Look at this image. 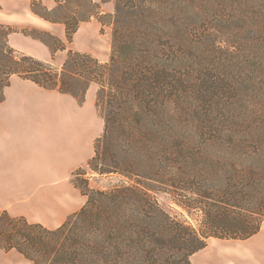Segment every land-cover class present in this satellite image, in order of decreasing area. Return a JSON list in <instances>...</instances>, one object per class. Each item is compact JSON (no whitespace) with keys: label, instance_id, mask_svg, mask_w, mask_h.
I'll return each instance as SVG.
<instances>
[{"label":"rangeland","instance_id":"obj_1","mask_svg":"<svg viewBox=\"0 0 264 264\" xmlns=\"http://www.w3.org/2000/svg\"><path fill=\"white\" fill-rule=\"evenodd\" d=\"M11 1L0 0V17L3 16V7ZM41 2L47 6L43 0ZM93 2L94 6L86 5L78 12V0H67L53 13L54 17L62 18L69 12H77L78 29L92 21L88 29L80 30L77 35L78 30L75 32L72 42H68L66 36L62 39L67 49L58 50L55 54L56 66L62 65L69 48L91 53L103 62L110 60L113 26L110 23L103 26L99 14L113 13L115 0ZM158 2L161 13L155 19V32L161 36L163 69L169 83L163 90L149 88L146 98L139 90L119 91L115 98L106 97L98 105L99 85H91L90 92L96 93L97 111L103 120L102 131L96 137H102L98 162L113 172L100 174L92 170L87 162L81 166L85 174L78 179L84 186L87 181L94 191L114 193L124 186L144 184L150 188L151 202L157 201L171 218L200 230L204 224V213L198 208L189 212L180 202L195 206L202 198L200 193L207 195L211 188L223 187L233 168L253 164L254 159L247 156L255 153L258 147L252 141H247L245 148L221 144L219 130L238 131L248 136L249 140H256L264 133V0ZM51 5L47 7H57V0H52ZM36 7L43 11L39 4ZM91 12L95 14L91 15ZM72 21L75 24V20ZM5 25L11 26L13 32H35L49 40L48 34L54 35L51 30L36 26L18 29L19 26ZM62 26L66 27L64 23ZM38 44L43 47L38 49L43 51L39 54L14 48L49 60V50L44 49L40 41ZM109 114L112 117L105 136ZM216 158L221 160L219 164L215 162ZM81 194L86 203L88 197ZM123 196H113V201L120 221L128 220L131 224V233L126 232L131 234V240H119L120 246L130 248V263L183 264L179 247L166 239L163 219L151 210L142 215L144 221H151L154 217L152 225L156 228V235L152 242L153 257L146 251H136L139 240L134 224L140 214L131 202V195L127 200ZM134 198L136 202H141L139 197ZM150 236L148 234L145 240L146 249L152 244ZM241 240L244 239L209 237L207 246L189 259L192 264H208L213 258L223 262L230 258L233 261L242 246ZM22 264L29 263L24 261Z\"/></svg>","mask_w":264,"mask_h":264},{"label":"trees","instance_id":"obj_2","mask_svg":"<svg viewBox=\"0 0 264 264\" xmlns=\"http://www.w3.org/2000/svg\"><path fill=\"white\" fill-rule=\"evenodd\" d=\"M57 2L58 6L50 9L41 0H32V10L47 21L64 23L67 41L72 42L78 30L77 12H69L62 18L54 17L53 13L67 0ZM78 2V12L86 5L94 6L93 0ZM158 3V0H115L113 13L97 12L103 26L107 23L113 26L112 53L107 62L91 53L68 49L62 65L56 66V52L67 49L64 41L52 34H48L51 38L49 40L35 32L26 33L51 47L53 60L47 61L19 52L11 46L9 35L14 29L0 22V102L5 98V88L11 84L15 75L45 89L71 94L79 102L85 101L87 91L96 83L99 85L97 105L106 97L115 98L119 91L128 93L139 90L146 98L149 88L165 89L169 79L163 69L164 48L154 24L161 13ZM38 4L43 11L37 9ZM94 14L91 12V15ZM72 20H75V24ZM111 117V114L107 116L105 136ZM220 134L218 140L221 144L245 148L247 141H252L258 147L255 153L247 156L254 159L253 164L233 168L223 187L211 188L207 195L200 193L202 198L197 200L195 206L181 200L180 204L189 212L192 208H198L204 213V224L200 230L171 218L157 201L151 202L150 188L146 185L124 186L117 193L94 191L87 181L85 186L79 181L78 177L85 174L84 169L79 167L73 174V182L88 197L85 205L57 228H49L25 216H13L7 209L0 207V249L7 252L16 250L33 264H131L130 248H123L119 242L123 238H126L125 241L131 240V234L126 233H131V224L128 220L120 221L117 210H114L113 196L123 194L126 200L131 195V202L137 206L140 214L134 224L138 229L139 240L136 251H146L150 257L154 254L152 242L156 235V228L152 225L154 217L151 221H144L142 215L149 210L163 219L166 239L179 247L183 264H192L189 257L204 249L209 237L247 239L253 236L264 222V133L260 138L257 136L256 140H249L248 136L238 131L219 130ZM101 141L102 137L96 139L95 155L89 159L88 165L95 172L105 174L113 170L100 166L98 162ZM220 161L219 158L215 159L217 164ZM134 197H139L141 202H136ZM148 234L151 235L149 239L152 244L146 249Z\"/></svg>","mask_w":264,"mask_h":264},{"label":"crops","instance_id":"obj_3","mask_svg":"<svg viewBox=\"0 0 264 264\" xmlns=\"http://www.w3.org/2000/svg\"><path fill=\"white\" fill-rule=\"evenodd\" d=\"M43 1L52 7V0ZM3 9L2 23L19 26L18 29H48L61 40L66 36L63 23L50 22L33 13L31 0H12ZM90 24L92 21L81 25L76 35ZM31 37L16 31L9 35V42L21 51L39 54L43 52L38 50L43 49L40 41L50 52L47 61L53 60L51 47ZM90 91L81 104L69 94L13 76L0 102L1 208L49 228L59 227L82 208L85 198L74 184L73 174L93 156L94 141L103 128L96 93ZM241 244L233 261L213 258L208 264H264V222L256 234L241 240ZM24 261L33 264L16 250L0 249V264Z\"/></svg>","mask_w":264,"mask_h":264}]
</instances>
